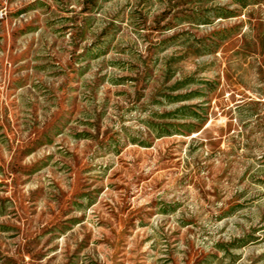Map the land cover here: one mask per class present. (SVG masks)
I'll use <instances>...</instances> for the list:
<instances>
[{"label": "rangeland", "instance_id": "374dc122", "mask_svg": "<svg viewBox=\"0 0 264 264\" xmlns=\"http://www.w3.org/2000/svg\"><path fill=\"white\" fill-rule=\"evenodd\" d=\"M0 264H264V0H0Z\"/></svg>", "mask_w": 264, "mask_h": 264}]
</instances>
